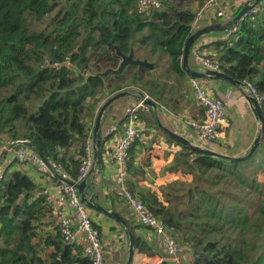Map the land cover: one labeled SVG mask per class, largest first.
I'll return each mask as SVG.
<instances>
[{
    "label": "trees",
    "instance_id": "obj_1",
    "mask_svg": "<svg viewBox=\"0 0 264 264\" xmlns=\"http://www.w3.org/2000/svg\"><path fill=\"white\" fill-rule=\"evenodd\" d=\"M203 1L160 0L138 12L137 0H0V141L25 139L75 179L83 142L107 97L133 87L161 102L185 76L183 47ZM116 48L151 63L152 70L128 65L114 73L121 61ZM215 51L224 74L251 82L264 95V12L237 22L234 36L216 41ZM175 141L174 168L189 181L162 187L161 199L151 191L136 193L130 184L128 189L162 220L190 264H264V140L238 162ZM137 144L129 148V174L142 172L133 164ZM39 188L21 170L6 171L0 264H88L78 248L63 242L58 225L53 234L41 232L42 219L55 214L45 195L34 197ZM148 248L134 239L137 251L150 253Z\"/></svg>",
    "mask_w": 264,
    "mask_h": 264
},
{
    "label": "crops",
    "instance_id": "obj_2",
    "mask_svg": "<svg viewBox=\"0 0 264 264\" xmlns=\"http://www.w3.org/2000/svg\"><path fill=\"white\" fill-rule=\"evenodd\" d=\"M240 6L241 8L243 7L242 5ZM241 8L234 6L231 9L232 13L226 18L214 19L211 16H206L198 28L212 24H227L237 14L235 11L237 9L240 11ZM228 30L223 28L207 33L197 39L191 48L200 47L204 54L213 57L216 53L215 42L222 40L228 34ZM188 66L192 70L202 71V67L190 55ZM203 79L205 81L204 86L209 93L223 102L227 118L226 124L221 128L219 138L209 148L230 156L245 154L259 132V122L245 97L247 92L243 89L244 92H242L238 86L230 85L221 80H213L208 77ZM130 82V77H127L125 83L129 84ZM131 89L135 90L136 88L132 87ZM126 90L130 91L131 94L116 100L104 111L101 117L98 130V140L100 142L99 161L93 166L86 178L87 184L92 189L91 191L88 188L85 189L89 190V194L97 196L96 201L99 205L120 216L126 222V225H122L100 212L91 209H88V211L106 247L103 264H126L130 244L128 230L131 231L133 239L140 238L144 240L150 252L141 253L134 249L131 264H166L165 261L170 259H168L164 248L155 240L150 230L139 224L132 209L124 200L121 188L116 182V164L108 156V153L116 144V135L107 133L109 128L117 119L123 117L122 113L125 108L133 106L141 100L133 90L131 91L130 88ZM141 92L152 99L156 103V107L149 112L139 110L138 114L144 115L148 119L147 123L141 121L137 116V112L135 113L136 126L140 131V135L135 139L139 141V144L134 147L136 152L133 164L135 167L141 168L142 172H133L131 170L127 179V186L130 184V187L136 193L140 190L154 192L161 199L160 190L162 187L177 180L189 181V176L182 175L179 169L174 168V157L180 150V146L177 145L176 139L167 134L165 130L187 140L194 141L190 122L203 120L204 108L196 100L191 77L186 73L183 78L175 81L169 93L164 94V101L158 102L145 91ZM93 127L94 122L92 124V138L94 140ZM6 141V138L0 141L1 160L4 157L2 151L3 144ZM7 167V171L21 170L32 181L36 182L39 187L44 186L46 183L44 177L36 173L31 165L11 162ZM49 193L45 196L53 209H55L57 190L50 188ZM42 220L41 232L53 234V229L57 226L56 217H45ZM70 245L78 248V256L84 258L81 244ZM180 255L184 260L188 261L186 259V250L183 249ZM50 264H54V262Z\"/></svg>",
    "mask_w": 264,
    "mask_h": 264
},
{
    "label": "built area",
    "instance_id": "obj_3",
    "mask_svg": "<svg viewBox=\"0 0 264 264\" xmlns=\"http://www.w3.org/2000/svg\"><path fill=\"white\" fill-rule=\"evenodd\" d=\"M204 0L195 11L192 21L193 31L199 27V24L206 16L215 18H226L232 12L234 6L244 5L249 2L252 6L247 10L237 22L248 17L264 12V0ZM160 0H137L138 12H146L150 8L158 7ZM236 22V23H237ZM236 23L232 25L228 34L223 38L231 39L236 32ZM190 56L202 67V70L208 69L221 71L218 62L211 55L204 54L200 47H194L190 50ZM49 61L46 60V63ZM69 64V60L65 61ZM54 67L59 69L58 62H54ZM207 78V77H206ZM203 78H191V84L194 89L196 100L204 108V119L201 121H191L193 143L209 148L219 136L221 128L227 122L226 111L223 102L212 96L204 86ZM240 88L250 93L256 99L259 106L264 105V95L260 94L256 87L247 80L239 82ZM139 110L149 112L150 107L145 104L144 99L139 100L133 106L127 107L122 113V118L115 121L109 128L108 134L116 135V144L108 153V156L116 164V182L121 188V192L127 205L132 209L140 225L145 226L153 234L155 240L162 245L168 259L175 264H190L180 255L179 244L170 234L162 220L156 217L127 187L128 157L130 145L140 135L136 126L135 113ZM25 139L7 140L3 145L4 157L0 159V183L4 180L7 166L11 162L18 164H28L33 167L36 173L43 176L45 184L34 193V197L50 194V188L56 189L54 214L57 220L60 235L66 244H81L82 256L88 261V264H103L104 252L106 250L99 231L93 224L86 205L81 202L77 190V184L86 179L93 167L94 162V140L92 134L87 136L83 142V153L79 157L78 174L75 179L55 161L41 158L38 153L27 146ZM16 145H22L15 147Z\"/></svg>",
    "mask_w": 264,
    "mask_h": 264
},
{
    "label": "water",
    "instance_id": "obj_4",
    "mask_svg": "<svg viewBox=\"0 0 264 264\" xmlns=\"http://www.w3.org/2000/svg\"><path fill=\"white\" fill-rule=\"evenodd\" d=\"M258 1H260V0H255L254 4H256ZM250 7H252V6L249 4V2L244 4L243 7L241 8V10L227 24H224V25L212 24V25L200 27V28H197L196 30H194L188 36V38L185 41V44L183 47V53H182V57H181V67L185 71L186 74H188L191 78H206V77H208V78H211L213 80H221V81H224L230 85L238 86L240 88L239 82H237L236 80L227 76L222 71H213V70L204 69L201 72H198L196 70H192L188 66V58L190 55L191 47L197 39H199L200 37H202L203 35H205L207 33H210L212 31H215L218 29H223V28L229 29L233 24H235L238 21V19L247 10L250 9ZM116 53H117V55L120 56L121 61L119 62V65H118L116 70H111L114 73L122 72L123 69L126 68L128 65H138V66L146 67L148 69H152V67H153V65L151 63H149L145 60L133 59L131 54H129L127 56L121 54L117 50V48H116ZM240 90L242 92H244L242 90V88H240ZM134 92H135L136 96H138V98L144 99V102L146 105H148L151 108L156 107V103L152 99H150L148 96L143 94L141 91L134 90ZM130 94H131V92L128 90L119 91V92L111 95L110 97H108L100 106V108L97 112V115H96V118L94 121V127H93V137H94V152H93L94 162H93V166L95 164H97L99 161L100 142L98 140V130H99V125H100V120H101V117H102L104 111L109 106H111L116 100H118L119 98L128 96ZM245 97H246V99H247V101H248V103L252 109L254 116L257 118V120L259 122V132H258V135L256 136L255 140L253 141L252 145L248 149V151L243 155L230 156V155H226V154H223L220 152H216L214 150H211L210 148L201 147V146L193 143L192 141L187 140V139H185L179 135H176V134H174L168 130H165V131L171 137L175 138L180 143L186 145L191 150L196 151L198 153L213 156V157H218V158H222V159H226V160L231 161V162H238V161H243L245 159H248L254 154V152L256 151V149L258 148V146L262 143V141L264 139V115H263L262 109L259 106L258 102L256 101V99L254 97L251 96L250 93H248V92L245 93ZM25 144L27 146L31 147L30 142H26ZM86 188H88L90 191L92 189V187L90 189V186L87 184V179H83L82 181H80L77 184V190H78V194L80 196V200H81V202H83L86 205V207L88 209L100 212V213L116 220L120 224L126 225V222L120 216H118L115 212L108 211L106 208L99 205L96 201L97 196L94 194L93 195L89 194L90 192H89V190H85ZM127 232L129 235V243L130 244H129V252H128L126 264H131L132 258H133V252H134V239H133V235H132L131 231L128 230ZM165 263L166 264H175L171 260L165 261Z\"/></svg>",
    "mask_w": 264,
    "mask_h": 264
},
{
    "label": "rangeland",
    "instance_id": "obj_5",
    "mask_svg": "<svg viewBox=\"0 0 264 264\" xmlns=\"http://www.w3.org/2000/svg\"><path fill=\"white\" fill-rule=\"evenodd\" d=\"M196 7V3H194L193 5H192V8H195ZM198 8V7H197ZM110 97V96H109ZM108 98V97H107Z\"/></svg>",
    "mask_w": 264,
    "mask_h": 264
}]
</instances>
